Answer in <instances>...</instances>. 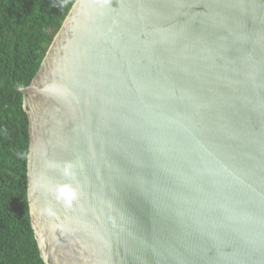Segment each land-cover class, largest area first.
I'll return each instance as SVG.
<instances>
[{"label": "water", "instance_id": "obj_1", "mask_svg": "<svg viewBox=\"0 0 264 264\" xmlns=\"http://www.w3.org/2000/svg\"><path fill=\"white\" fill-rule=\"evenodd\" d=\"M17 91L45 264H264V0H75Z\"/></svg>", "mask_w": 264, "mask_h": 264}, {"label": "trees", "instance_id": "obj_2", "mask_svg": "<svg viewBox=\"0 0 264 264\" xmlns=\"http://www.w3.org/2000/svg\"><path fill=\"white\" fill-rule=\"evenodd\" d=\"M75 0H0V264H45L26 197L29 85Z\"/></svg>", "mask_w": 264, "mask_h": 264}, {"label": "clouds", "instance_id": "obj_3", "mask_svg": "<svg viewBox=\"0 0 264 264\" xmlns=\"http://www.w3.org/2000/svg\"><path fill=\"white\" fill-rule=\"evenodd\" d=\"M73 169L74 165L72 162H66L62 165V173L67 177L74 176ZM54 194L57 200L62 201L65 205L70 206L72 201L77 197V190L70 183L58 184L55 186Z\"/></svg>", "mask_w": 264, "mask_h": 264}]
</instances>
